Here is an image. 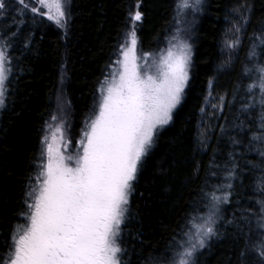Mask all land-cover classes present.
<instances>
[{"label":"trees","instance_id":"trees-1","mask_svg":"<svg viewBox=\"0 0 264 264\" xmlns=\"http://www.w3.org/2000/svg\"><path fill=\"white\" fill-rule=\"evenodd\" d=\"M6 2L14 6L0 15V42L8 37L12 68L6 103L0 107V258L5 257L9 235L26 211L24 200L40 162L46 122L59 114L57 95L62 91L68 131L76 137L100 82L116 59L118 45L132 26L131 15L142 13L136 27L138 47L144 52L163 48L179 22L177 0H69L66 29L30 8L21 15L18 0ZM25 2L34 5L31 0ZM193 19V67L186 95L172 123L160 131L131 197L123 231L131 264H148L149 258L165 253L192 211L193 201L202 198L201 189L211 191L222 183L224 165L230 166L228 153L233 150L229 136L244 135L237 127L244 116L238 119V114L241 104L249 102L244 89L250 80L242 72L245 65L251 66L247 58L254 43L251 38L264 32V0H202V10ZM233 23L240 25L239 33L229 31ZM235 36L241 43L229 56L224 41ZM211 171L217 176L212 177ZM241 176L243 186L235 181L238 192L223 206V215L234 223L220 222L221 238L198 254V264H250L254 257L249 250V224L241 218L257 207L254 174L242 172Z\"/></svg>","mask_w":264,"mask_h":264},{"label":"snow or ice","instance_id":"snow-or-ice-1","mask_svg":"<svg viewBox=\"0 0 264 264\" xmlns=\"http://www.w3.org/2000/svg\"><path fill=\"white\" fill-rule=\"evenodd\" d=\"M68 2L36 0L30 7L25 0H18L21 15L30 8L33 14L46 16L65 29ZM10 6L14 5L0 0V15L6 14ZM188 10L193 15L199 13L202 0H177V19ZM142 18L140 11L131 15L132 26L99 84L92 114L85 119L78 139L68 135L67 102L62 91L57 95L60 115L54 113L51 123L46 122L40 163L24 200L26 211L9 235L7 253L0 264H131L123 246V231L135 183L160 131L172 123L184 100L193 67L189 41L194 19L183 29L178 27L166 38V46L152 53L138 47L136 22ZM229 31L239 33L241 27L233 23ZM3 39L0 107L5 106L6 82L12 71L8 37ZM251 39L254 43L247 54L251 66L245 65L242 72L250 80L244 89L249 102L241 104L238 119H244L237 125L244 135L229 136L233 149L228 153L230 166L224 165L226 174L221 184L211 191L201 189L202 198L193 201L192 211L165 253L149 258L148 264H198V254L211 241L221 238L220 222L234 223L223 215V206L230 204L238 192L235 181L240 180L243 186L242 172L254 174L252 191L257 206L250 216L241 217L249 224V250L254 253L250 264H264V32ZM240 43L239 36L225 39L229 56ZM212 87L213 81L209 80V89ZM200 143L206 147L204 140ZM249 154H255L256 159H249ZM194 172L199 174V166ZM210 175L216 177L217 172L211 171Z\"/></svg>","mask_w":264,"mask_h":264},{"label":"rangeland","instance_id":"rangeland-1","mask_svg":"<svg viewBox=\"0 0 264 264\" xmlns=\"http://www.w3.org/2000/svg\"><path fill=\"white\" fill-rule=\"evenodd\" d=\"M32 1V3L35 5L36 4V0H31ZM43 11H47V9H43ZM197 14V13H196ZM195 14V15H196ZM195 15H193V13L191 12V10H188L187 11V13H186V15L185 16H183V17H180L179 18V22H178V25H177V28L179 27V28H181V29H183L185 26H186V23L188 22V21H193V18L195 17ZM176 28V29H177ZM176 31V30H175ZM175 31L171 34V35H173L174 33H175ZM170 35V36H171ZM169 36V37H170ZM190 42V41H189ZM1 43V42H0ZM191 43V42H190ZM166 46V43H165V45H164V47ZM163 47V48H164ZM152 53H155V52H152ZM99 88V87H98ZM97 95H98V89H97V93H96V96H95V99H96V97H97ZM95 101V100H94ZM94 105V104H93ZM92 108H93V106H92ZM92 114V109H91V111H90V113H89V115L87 116V117H89L90 115ZM58 116L60 115V114H57ZM67 119V118H66ZM49 123H51V120H50V122ZM83 125H84V123H83ZM166 127V126H165ZM46 129H47V125L45 126V128H44V131H43V135H44V133H45V131H46ZM67 129H68V125H67ZM68 135L69 136H71L70 134H69V131H68ZM72 137V136H71ZM42 138H43V136H42ZM74 140L75 139H78L79 138V134L76 136V137H72ZM40 163V162H39Z\"/></svg>","mask_w":264,"mask_h":264}]
</instances>
